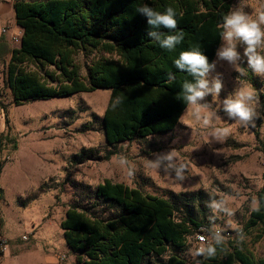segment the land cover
Here are the masks:
<instances>
[{"label": "trees", "instance_id": "obj_1", "mask_svg": "<svg viewBox=\"0 0 264 264\" xmlns=\"http://www.w3.org/2000/svg\"><path fill=\"white\" fill-rule=\"evenodd\" d=\"M144 4L160 12L167 7L175 10L178 27L170 34L182 30L184 39L174 51L161 48L148 35L168 30L147 24L137 12ZM231 4V0H15V21L22 35L5 73L12 104L108 90L101 121L107 146L171 132L187 108L182 84L192 80L174 61L182 51L198 48L212 63L221 43L219 25ZM79 53L84 57L94 53L85 75L76 62ZM169 73L175 77L172 82ZM82 155L72 159L79 161ZM257 198L260 211L250 212L244 224L245 231H257L256 241L264 237V173ZM84 199L86 206H68L59 223L77 264H145L148 257L165 255L169 247L182 249L202 227L188 203L177 213L167 199L110 180L87 188ZM213 246L215 256H200V264H264V258L231 242ZM166 264L185 262L171 255Z\"/></svg>", "mask_w": 264, "mask_h": 264}, {"label": "rangeland", "instance_id": "obj_2", "mask_svg": "<svg viewBox=\"0 0 264 264\" xmlns=\"http://www.w3.org/2000/svg\"><path fill=\"white\" fill-rule=\"evenodd\" d=\"M46 1V0H24ZM231 10L242 9L252 19L264 12V0H231ZM230 10V11H231ZM1 35V34H0ZM216 51L215 70L211 80L220 75L223 89L219 100L206 102L214 110L220 101L238 87L250 88L257 100L259 114L247 127L227 118L222 110L217 112L211 127H202L192 110L182 113L178 124L170 133L136 140L120 147L105 144L101 121L109 98L108 90L78 93L68 98L35 101L15 107L5 84V61L0 69V185L8 217L4 220V233L10 256L0 264H69L68 255L59 251L64 242L59 223L68 206L81 203L87 188L94 189L104 180L137 188L145 194L167 199L178 212L188 203L191 216L208 230L207 238L214 242L213 232L250 251L256 258H264V237L256 241L257 231H245L252 198L263 185L264 173V77L247 67L242 43L237 42L241 53L244 74L232 70L219 60ZM264 54V51L261 52ZM93 54L76 56L85 75V65ZM212 62V63H213ZM205 114L209 109H201ZM213 127L229 130L223 141H216ZM174 151L176 161L186 166L185 179L177 181L174 173L151 166L156 154ZM79 161L72 157L80 156ZM11 161L3 163L5 156ZM21 178L23 188L16 187ZM19 181V180H18ZM20 191V192H18ZM215 200L233 212L213 211L209 205ZM1 206V207H2ZM2 228V219L0 214ZM193 233L186 245L175 250L168 248L165 255L148 257L145 264H166L169 256H177L185 264H200L196 251L201 245ZM244 239L240 240V234ZM27 240L22 241L21 237ZM65 244V243H64ZM57 250V251H56ZM54 254L58 261H55ZM75 256V255H74ZM58 257L65 258L62 263Z\"/></svg>", "mask_w": 264, "mask_h": 264}, {"label": "clouds", "instance_id": "obj_3", "mask_svg": "<svg viewBox=\"0 0 264 264\" xmlns=\"http://www.w3.org/2000/svg\"><path fill=\"white\" fill-rule=\"evenodd\" d=\"M137 12L147 18V24L152 29H167L168 33L150 31L149 36L159 41L161 48L168 51H174L184 39L182 30L170 34L178 27L176 12L172 7H167L164 12L155 10L148 4L137 8ZM222 29L221 39L223 46L217 52L219 60L226 61L236 73L243 75L244 68L241 66V53L237 51V42L244 45L243 57L246 58L247 67L258 76L264 77V12L256 19H252L240 8H235L224 15L222 23L219 25ZM174 65L182 72H186L192 77V80H185L182 84V98L186 103L187 110H192L198 122L202 127L208 128L213 125V119L217 117V112L222 110L227 118L247 127L258 117L256 111L257 100L253 91L248 87H238L235 91L219 102L218 106L212 110V104L206 102V97L211 95L212 102L219 100L223 89V81L220 75L211 80L208 78L210 72L215 70V62L209 63L208 57L200 49L182 51L179 57L174 61ZM175 77L169 73L168 81L172 82ZM119 102V101H118ZM201 109H209L205 114H201ZM229 134L227 128L213 127L212 137L216 141H223ZM151 166L157 169L163 168L165 172L174 173V179L183 181L185 179L186 166L176 161L174 151L156 154V158L150 162ZM213 211L223 210L228 215L233 212L222 207V204L213 200L209 205ZM251 212L260 211L258 198H252L250 203ZM240 240H243V234H240ZM206 240V237H201ZM224 237L217 233L215 242L222 244ZM217 248L213 245L201 246L197 249L196 255L214 257Z\"/></svg>", "mask_w": 264, "mask_h": 264}, {"label": "crops", "instance_id": "obj_4", "mask_svg": "<svg viewBox=\"0 0 264 264\" xmlns=\"http://www.w3.org/2000/svg\"><path fill=\"white\" fill-rule=\"evenodd\" d=\"M14 1L15 0H0V30H1L2 27L6 26L9 29L8 33H11V32L17 33L19 35V38H20V41H21L22 30H21V28H19L16 25L15 13H14V9H13ZM0 34H1V32H0ZM19 46H20V42L18 44H16V45H13V44L10 43V41H9L7 36L0 35V66L2 64V60L3 59L5 61V66H7V64L9 62V59H10V56H11L12 49L19 48ZM0 69H1V67H0ZM5 77H6V75H4V78ZM7 91H9V94H10V97H11V93H10V90L8 88H7ZM11 99H12V97H11ZM168 133H170V132H168ZM162 135H165V134H157V135L149 136L147 138L156 137V136H162ZM103 138H104V135H103ZM104 142H105V140H104ZM133 142H124V143L131 144ZM124 143H121L119 145L121 146ZM105 144H106V142H105ZM119 145H117V146L120 147ZM18 180L17 179L15 180V184H16V187L19 190H21V188L24 187L23 186V182H22L21 178H18ZM124 185L127 186L126 184H124ZM128 187L132 188L131 186H128ZM1 188H2V192H3L4 191L3 187L1 186ZM18 192H20V191H18ZM3 195H4V198H5L4 192H3ZM0 212H1L0 214H1V219H2V228L0 229V231H2V233H4V231H3V229H4V220H5V218L8 217V212L6 211L4 203H3V206L0 209ZM64 243L65 242H63V240L61 239V243L58 244L60 246L59 251H57V250L56 251L61 253V254H63V255L64 254L68 255L69 257H68V261L67 262H69V264H77L76 261H75L74 254L70 251V249ZM8 247H9L8 245L5 247L4 254L2 255V259H8L9 257H11ZM53 258L55 259V261H57L55 254H54ZM57 263H58V261H57Z\"/></svg>", "mask_w": 264, "mask_h": 264}, {"label": "built area", "instance_id": "obj_5", "mask_svg": "<svg viewBox=\"0 0 264 264\" xmlns=\"http://www.w3.org/2000/svg\"><path fill=\"white\" fill-rule=\"evenodd\" d=\"M9 29L4 26L1 28L0 32H1V35L2 36H7L10 43L13 44V45H16L20 42V38H19V35L15 32H11V33H8ZM11 161V156H5L4 159H3V163H8ZM2 165V163H0V166ZM1 168V167H0ZM2 201H3V192H2V188L0 186V209H1V204H2ZM1 213V212H0ZM207 233H208V230L206 227H200L199 228V231L198 233L196 234V242L201 245V246H207V245H213L214 242H210L207 238ZM217 233H219L217 230L213 232V237L214 239L216 238V235ZM220 235V234H219ZM201 237H206L207 239L206 240H202ZM21 240L22 241H26L27 240V237L26 236H22L21 237ZM6 240L3 238V236L0 235V254L3 255L4 254V249L6 247ZM65 258L63 257H58V260L60 263H62L64 261Z\"/></svg>", "mask_w": 264, "mask_h": 264}]
</instances>
